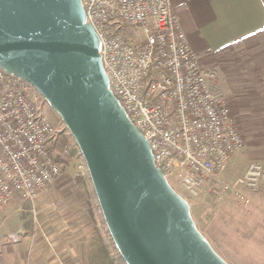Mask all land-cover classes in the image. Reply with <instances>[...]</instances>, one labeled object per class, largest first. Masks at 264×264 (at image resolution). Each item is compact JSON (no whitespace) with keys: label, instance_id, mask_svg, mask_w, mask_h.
Returning <instances> with one entry per match:
<instances>
[{"label":"built area","instance_id":"1","mask_svg":"<svg viewBox=\"0 0 264 264\" xmlns=\"http://www.w3.org/2000/svg\"><path fill=\"white\" fill-rule=\"evenodd\" d=\"M81 2L101 41L110 89L169 184L193 197L228 193L250 206L264 184V165L252 162L242 178L223 179L244 138L216 90V71L206 69L190 46L171 1ZM43 102L31 84L0 69L1 209L15 201L34 206L63 172L54 157L57 129L43 115Z\"/></svg>","mask_w":264,"mask_h":264},{"label":"water","instance_id":"2","mask_svg":"<svg viewBox=\"0 0 264 264\" xmlns=\"http://www.w3.org/2000/svg\"><path fill=\"white\" fill-rule=\"evenodd\" d=\"M81 0H0V69L24 79L74 138L126 264H228L154 163L110 89Z\"/></svg>","mask_w":264,"mask_h":264},{"label":"rangeland","instance_id":"3","mask_svg":"<svg viewBox=\"0 0 264 264\" xmlns=\"http://www.w3.org/2000/svg\"><path fill=\"white\" fill-rule=\"evenodd\" d=\"M125 31L133 33L130 28ZM216 62L202 63L206 69L216 71V90L227 98L235 126L245 142L223 174L225 181L234 182L247 173L252 162L264 165V32L240 43ZM42 113L57 129L54 157L61 162L63 172L34 206L15 201L0 208L4 217V222L0 217L2 232L11 229L13 233L8 234L6 242L24 239L32 232L41 242L40 252L61 254L66 261L79 259L81 264H87L86 250L97 228L96 234H101L116 255L117 248L104 221L85 160L80 150V154L73 155L77 146L74 138L45 100ZM171 186L190 203L197 228L228 264H264V184L252 195L253 203L248 207L228 193L219 192L218 198L193 197L180 184ZM16 209L20 211L19 217L8 219Z\"/></svg>","mask_w":264,"mask_h":264},{"label":"crops","instance_id":"4","mask_svg":"<svg viewBox=\"0 0 264 264\" xmlns=\"http://www.w3.org/2000/svg\"><path fill=\"white\" fill-rule=\"evenodd\" d=\"M170 1L180 18L190 46L204 64L217 63L240 43L264 32V0ZM19 212L16 209L7 218L19 217ZM2 219L4 222V217ZM78 225L77 229H80ZM1 229L2 227L0 264H60L61 260H65L64 264H81L79 259L66 261L61 254L40 252L41 242H38L37 234L32 235V232L24 239L6 242L5 238L8 234H13L12 230L2 232ZM76 245H80V242Z\"/></svg>","mask_w":264,"mask_h":264},{"label":"trees","instance_id":"5","mask_svg":"<svg viewBox=\"0 0 264 264\" xmlns=\"http://www.w3.org/2000/svg\"><path fill=\"white\" fill-rule=\"evenodd\" d=\"M78 153L79 149L76 146L75 150H73V155ZM90 205L92 204L90 203ZM97 230L95 228V233L91 237V243L86 250L87 264H126L118 250L116 255L111 253L109 246H107L101 234H96Z\"/></svg>","mask_w":264,"mask_h":264}]
</instances>
